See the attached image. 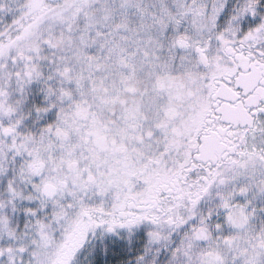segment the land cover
<instances>
[{
	"label": "snow or ice",
	"instance_id": "obj_1",
	"mask_svg": "<svg viewBox=\"0 0 264 264\" xmlns=\"http://www.w3.org/2000/svg\"><path fill=\"white\" fill-rule=\"evenodd\" d=\"M0 264H264V0H0Z\"/></svg>",
	"mask_w": 264,
	"mask_h": 264
}]
</instances>
